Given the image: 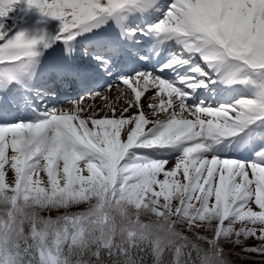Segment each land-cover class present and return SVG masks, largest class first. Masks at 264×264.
Instances as JSON below:
<instances>
[{
	"label": "snow or ice",
	"instance_id": "1",
	"mask_svg": "<svg viewBox=\"0 0 264 264\" xmlns=\"http://www.w3.org/2000/svg\"><path fill=\"white\" fill-rule=\"evenodd\" d=\"M0 264H264V0H0Z\"/></svg>",
	"mask_w": 264,
	"mask_h": 264
},
{
	"label": "bare ground",
	"instance_id": "2",
	"mask_svg": "<svg viewBox=\"0 0 264 264\" xmlns=\"http://www.w3.org/2000/svg\"><path fill=\"white\" fill-rule=\"evenodd\" d=\"M238 158H243L242 154L238 153L236 154Z\"/></svg>",
	"mask_w": 264,
	"mask_h": 264
}]
</instances>
